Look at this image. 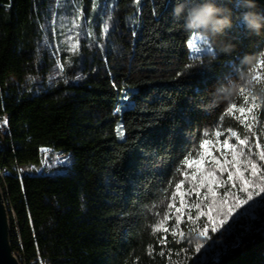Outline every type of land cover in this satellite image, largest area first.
<instances>
[{"label": "trees", "instance_id": "trees-1", "mask_svg": "<svg viewBox=\"0 0 264 264\" xmlns=\"http://www.w3.org/2000/svg\"><path fill=\"white\" fill-rule=\"evenodd\" d=\"M215 2L232 10L234 26L205 44L173 18L177 0H0V186L22 264H264V194L209 240L186 216L184 239L169 234L164 247L165 234L153 233L188 171L184 157L216 130L220 139L228 127L245 134L213 93L237 77L244 55L264 51V31L245 30L237 0ZM254 2L264 13V0ZM70 23L86 39L73 42ZM221 41L234 51L220 53ZM253 114L264 145V103ZM250 143L257 151L256 137ZM45 147L65 165L46 170Z\"/></svg>", "mask_w": 264, "mask_h": 264}, {"label": "snow or ice", "instance_id": "snow-or-ice-1", "mask_svg": "<svg viewBox=\"0 0 264 264\" xmlns=\"http://www.w3.org/2000/svg\"><path fill=\"white\" fill-rule=\"evenodd\" d=\"M188 47L195 48L196 52L201 51L192 42ZM260 69H264V62L257 66L254 80L258 82L264 81V74H261ZM240 96L243 103L240 105L229 103L226 114L234 115L245 134L242 136L240 132L228 127L226 129L228 135L221 140L224 132L216 130L215 141L201 139L198 144L200 151L184 157L183 165L188 171L182 173L184 179L175 183V188L171 192V202L166 204L168 211L153 225L154 234L156 232L165 234L158 238L162 246L167 247L169 234L173 241L186 237L187 233L180 227L185 222V216L192 225L190 231L198 232L200 237L209 240L210 233L219 232L239 209L264 194V163H258L264 162V145L259 142L253 123L257 120V116L253 114L254 110L259 109L264 100L244 89H241ZM258 100L261 102L257 103ZM119 134L123 135L122 132ZM250 136L256 137L255 152L250 143ZM233 138L235 142H231ZM193 195L195 199L191 201L186 199ZM177 198L179 206L176 203ZM173 210L175 223L169 228L166 225L172 219L170 213H173ZM202 218L206 219V223L198 224ZM202 247V243H197L196 251L199 252ZM165 254L164 251L159 253L161 256Z\"/></svg>", "mask_w": 264, "mask_h": 264}, {"label": "clouds", "instance_id": "clouds-1", "mask_svg": "<svg viewBox=\"0 0 264 264\" xmlns=\"http://www.w3.org/2000/svg\"><path fill=\"white\" fill-rule=\"evenodd\" d=\"M237 7L247 9L240 14L245 30L261 35L264 31V13L253 10L256 7L254 0H237ZM172 16L175 20L182 21L181 27L186 33L203 38L205 44L209 40L215 41L234 26L232 10L219 6L215 0H177ZM192 43L196 46L195 40ZM234 49L235 45L231 42L219 43V52L222 54H231ZM215 59L216 55L213 54L211 60ZM261 62H264V51L256 57L244 55L235 69L237 77L226 76L224 82L218 83L213 93L214 98L232 103L241 95V89H244L264 100V81L254 80L257 66Z\"/></svg>", "mask_w": 264, "mask_h": 264}, {"label": "water", "instance_id": "water-1", "mask_svg": "<svg viewBox=\"0 0 264 264\" xmlns=\"http://www.w3.org/2000/svg\"><path fill=\"white\" fill-rule=\"evenodd\" d=\"M11 226L5 194L0 186V264H21L13 252L10 238Z\"/></svg>", "mask_w": 264, "mask_h": 264}, {"label": "rangeland", "instance_id": "rangeland-1", "mask_svg": "<svg viewBox=\"0 0 264 264\" xmlns=\"http://www.w3.org/2000/svg\"><path fill=\"white\" fill-rule=\"evenodd\" d=\"M82 8H87V5H86V1L82 2ZM76 7H77V17H80L81 14H83L82 12V9H81V5H79V3H76ZM88 18L90 21H92L94 18H96L98 12H99V9H98V5L97 3L93 2L92 6L89 8L88 10ZM86 30L88 33H90V29L88 28L87 29V26H86ZM69 32H70V38L72 39L73 42H76L77 40H81V39H86V37L83 35V32L79 31V29L77 28V25L76 23H70L69 24ZM91 34V33H90ZM80 37V38H79ZM203 40V39H202ZM200 40L203 45V41ZM257 103H260V100L257 101ZM121 121L118 123V128H117V131H118V135L120 137H122L119 133H123V130L121 128ZM222 140V139H221ZM232 142V141H231ZM65 159H62L60 155L57 154V157L56 158H49L47 159V162H44L46 163V170H48L49 168H52L53 165H55L57 167V169L61 168V166L65 165ZM194 214V213H193Z\"/></svg>", "mask_w": 264, "mask_h": 264}, {"label": "bare ground", "instance_id": "bare-ground-1", "mask_svg": "<svg viewBox=\"0 0 264 264\" xmlns=\"http://www.w3.org/2000/svg\"><path fill=\"white\" fill-rule=\"evenodd\" d=\"M2 140H3V136H2V132H1V139H0V151L2 150ZM57 157V154L56 153H54L53 152V150H52V148H49V155H47V159H49V158H56ZM45 167H43L42 169H41V171L42 170H45L44 169ZM7 171H5V169H3L2 171H1V175H5V173H6ZM6 205H7V202H6ZM7 208H8V205H7ZM9 210V209H8ZM21 262V261H20ZM22 264V263H21Z\"/></svg>", "mask_w": 264, "mask_h": 264}, {"label": "built area", "instance_id": "built-area-1", "mask_svg": "<svg viewBox=\"0 0 264 264\" xmlns=\"http://www.w3.org/2000/svg\"><path fill=\"white\" fill-rule=\"evenodd\" d=\"M1 132H2V129L0 127V139H1ZM41 151H42V153H44V162H47V155H49V147L42 148ZM5 171H7V170L5 169ZM40 172H41V170H40Z\"/></svg>", "mask_w": 264, "mask_h": 264}]
</instances>
